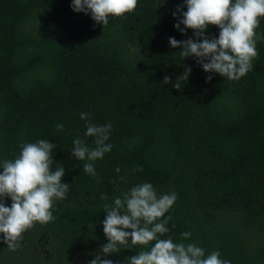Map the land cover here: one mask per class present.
I'll use <instances>...</instances> for the list:
<instances>
[{
    "label": "trees",
    "instance_id": "trees-1",
    "mask_svg": "<svg viewBox=\"0 0 264 264\" xmlns=\"http://www.w3.org/2000/svg\"><path fill=\"white\" fill-rule=\"evenodd\" d=\"M185 2L137 0L133 12L103 26L74 12L72 0H0V162L15 159L22 143L48 139L56 144L52 169L62 164L61 183L70 184L54 203L55 219L34 223L18 249H7L0 234V264H89L96 253L82 246L99 252L107 243L104 205L143 182L178 194L161 238L181 242L191 232L183 242L206 255L219 250L231 264H264V40L239 80L205 73L169 45L170 37L195 39L174 27ZM256 31L264 33V18ZM219 34L212 25L205 33ZM185 66L192 71L177 91L172 83ZM165 75L172 83L163 84ZM82 112L112 125V150L94 162L96 176L70 153L77 137L95 147ZM139 250L106 258L126 264Z\"/></svg>",
    "mask_w": 264,
    "mask_h": 264
},
{
    "label": "clouds",
    "instance_id": "clouds-1",
    "mask_svg": "<svg viewBox=\"0 0 264 264\" xmlns=\"http://www.w3.org/2000/svg\"><path fill=\"white\" fill-rule=\"evenodd\" d=\"M137 7V0H72L74 12L91 14L92 20L103 26L111 16L121 17ZM187 11L178 8L182 19H177L174 27L181 35L187 30L194 32L195 39L177 41L169 38L173 49H182L183 60L195 58L205 73H216L228 80H239L253 70L252 60L258 56L256 44L264 40V33H258L260 18H264V0H186ZM183 25V28H181ZM217 26L218 38H208V26ZM192 69L185 66L184 73L175 83L165 75L163 84L172 83L177 91H182ZM208 81L212 76L207 77ZM80 119L85 123V137L94 138L95 147H89L85 140H73L71 155L78 161H87L83 172L96 176L94 162L103 159L112 150L107 143L110 139L111 123L97 125L90 122V114L82 112ZM63 124H57V131H63ZM15 159L0 162V234L7 249L15 251L20 247L22 234L34 223L46 224L55 219L53 212L56 200L66 199L70 184L61 183L65 176L63 165L52 169L53 150L56 144L48 139L35 143H22ZM142 171V168L138 169ZM119 167L116 172L119 173ZM10 198L11 207L5 200ZM178 198L175 192L158 194L149 182L133 185L127 191L106 203L103 220V244L89 264H114L106 257L119 254L121 249H135L137 254L126 258V264H231L222 259L219 250L206 255L196 243H184L191 232L181 233V242H174L168 227L171 216L165 217ZM108 200L107 194L101 195ZM163 218V219H162ZM175 227V225H172Z\"/></svg>",
    "mask_w": 264,
    "mask_h": 264
},
{
    "label": "rangeland",
    "instance_id": "rangeland-1",
    "mask_svg": "<svg viewBox=\"0 0 264 264\" xmlns=\"http://www.w3.org/2000/svg\"><path fill=\"white\" fill-rule=\"evenodd\" d=\"M46 243H47V239H44L41 243L42 248H44ZM82 250L84 251L85 254L97 253L98 252V246L95 247L94 245L89 243L87 245L82 246ZM81 259H82V261H86L84 256H82Z\"/></svg>",
    "mask_w": 264,
    "mask_h": 264
}]
</instances>
